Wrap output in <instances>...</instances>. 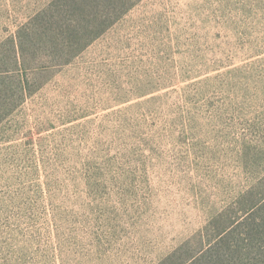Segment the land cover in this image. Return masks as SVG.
Returning <instances> with one entry per match:
<instances>
[{"label": "rangeland", "instance_id": "374dc122", "mask_svg": "<svg viewBox=\"0 0 264 264\" xmlns=\"http://www.w3.org/2000/svg\"><path fill=\"white\" fill-rule=\"evenodd\" d=\"M45 77L0 122V264H157L264 180V0H140Z\"/></svg>", "mask_w": 264, "mask_h": 264}, {"label": "trees", "instance_id": "16d2710c", "mask_svg": "<svg viewBox=\"0 0 264 264\" xmlns=\"http://www.w3.org/2000/svg\"><path fill=\"white\" fill-rule=\"evenodd\" d=\"M140 0H55L0 42V122L50 69L69 63ZM41 76L38 84L33 83ZM231 213L205 227L157 264H264V180L235 200ZM209 228V231H208Z\"/></svg>", "mask_w": 264, "mask_h": 264}]
</instances>
